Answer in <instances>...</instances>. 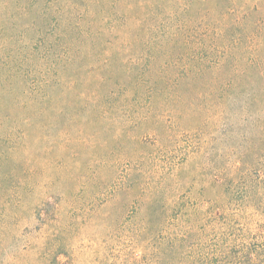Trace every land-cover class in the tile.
<instances>
[{"label": "rangeland", "instance_id": "374dc122", "mask_svg": "<svg viewBox=\"0 0 264 264\" xmlns=\"http://www.w3.org/2000/svg\"><path fill=\"white\" fill-rule=\"evenodd\" d=\"M28 1L0 0V82L16 90L0 85V264L256 257L264 102L250 105L247 84L216 104L208 75L250 65L264 78V0H38L35 14ZM143 20L178 49L143 61Z\"/></svg>", "mask_w": 264, "mask_h": 264}, {"label": "trees", "instance_id": "16d2710c", "mask_svg": "<svg viewBox=\"0 0 264 264\" xmlns=\"http://www.w3.org/2000/svg\"><path fill=\"white\" fill-rule=\"evenodd\" d=\"M52 3V0H49ZM38 0H29L28 6L30 7L31 11L33 10L32 7H36L38 9H44L47 6L46 4H40ZM32 7H31V6ZM135 13L139 12V9H134ZM32 13H34L32 11ZM35 14V13H34ZM141 16V15H140ZM42 19V18H41ZM36 22V26L38 29L42 30V27H44V23L42 21L47 22V20L42 19V21L38 18H34ZM140 23V22H139ZM151 21H142L141 25H136L135 29L132 30L131 37L132 39H136L132 44V47L136 48L140 52V56H142L143 61L149 62L150 58H158L160 55H163L164 53H174L178 49V44L180 42L175 39L174 32L171 30L167 31L164 29V26L154 23L152 24ZM158 24V25H157ZM71 26H75L72 23L66 22L62 27V35L63 36H70V30ZM93 26H90L89 29L86 31V33L83 34L87 35V39H91L92 41H95L98 37H100L101 33L99 31H96L92 33ZM165 37H164V36ZM166 38L168 40H166ZM56 41H52V45ZM231 63V61L229 62ZM252 66L247 65L243 68L242 71H239L238 73H232L229 69L224 70L222 73H218L216 77H213L215 75L214 72L209 71L208 75V81L212 82L209 87L212 91V102H215L216 104L219 103V105L227 106L228 102L231 97H233L236 94V91L242 87V85H254V89L252 93V97L248 99V102L251 104H254L255 102H264V84H261V82L264 80L261 76L258 78L256 75L257 73L253 72ZM11 71H8V73H4L2 76H5V81L7 82L10 79ZM217 74V73H216ZM1 77V76H0ZM264 77V76H263ZM159 82V81H158ZM128 84L135 86L140 84V80L138 77L132 75L128 79ZM0 85L3 88V91L8 93H14L15 90V84H11L10 86L7 85L4 81L0 82ZM244 87V86H243ZM43 96L46 93L45 88L40 89ZM46 97H44L42 100H45ZM37 100H33L31 103H29V107L38 113L39 111L43 110L44 103L40 102L39 105L36 103ZM47 101V100H45ZM211 102V103H212ZM229 107V106H228ZM250 194L252 193L253 187L250 186ZM248 250V249H247ZM228 264H264V246L262 248H259L256 250V257L253 256L251 252L244 251L242 255L240 253H228ZM231 259V260H230ZM230 262V263H229Z\"/></svg>", "mask_w": 264, "mask_h": 264}]
</instances>
